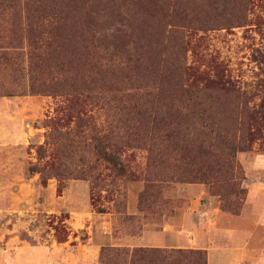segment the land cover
I'll list each match as a JSON object with an SVG mask.
<instances>
[{
    "label": "rangeland",
    "instance_id": "obj_1",
    "mask_svg": "<svg viewBox=\"0 0 264 264\" xmlns=\"http://www.w3.org/2000/svg\"><path fill=\"white\" fill-rule=\"evenodd\" d=\"M111 3L103 0L96 10L98 30L110 29L107 16L123 15L129 29L145 34L147 23L138 14L118 1L119 10L112 11ZM154 4L152 46L222 83L199 93L207 100L211 123L203 122L197 109L160 108L151 121L143 108L165 103L158 100L167 97L121 95L125 80L104 68L92 71L86 83L89 95H78L86 104L81 116L87 123H76L70 114L63 118L69 95L31 92L27 57L6 59L0 49V264H100L102 246L144 241L143 231H169L171 224L182 223L188 207L205 210L209 205L228 216L243 211L244 226L253 232L252 252L239 264H264V135L240 141L245 147L235 152L240 173L233 188L204 176L207 159L196 147L208 125L220 137L239 136L243 108L264 103V0ZM9 22V13H0V36L8 32ZM132 104L141 107L139 115L128 109ZM93 134L106 148L116 149L127 177L96 157ZM30 166L41 172L31 173ZM145 174L164 187L140 201ZM221 199L240 204L238 214L223 210ZM106 229L111 236L103 233ZM87 242L95 245L86 249Z\"/></svg>",
    "mask_w": 264,
    "mask_h": 264
},
{
    "label": "trees",
    "instance_id": "obj_2",
    "mask_svg": "<svg viewBox=\"0 0 264 264\" xmlns=\"http://www.w3.org/2000/svg\"><path fill=\"white\" fill-rule=\"evenodd\" d=\"M102 1L0 0V13L7 11L10 15V28L5 35L0 36V49L5 50L6 59L8 55L27 57L33 75L30 91L69 95L63 118L70 114L75 117L76 123L86 124L87 119L81 116L85 113L86 104L78 95H89L85 93L88 91L86 83L92 71L104 68V71L119 74L125 80L121 95L167 97L158 100L165 103L143 108L151 121L156 119V112L160 108H164L165 112H190L197 109L201 113V120L211 123L207 100L199 98V93L204 91L203 87L222 83L210 79L204 72H195L191 67L181 64L178 56H172L169 60L164 50L158 49L157 45L152 46L153 31L149 22L156 0H113L111 3L112 11L122 6L138 14L147 23L145 34H135L129 29L123 21V15L107 16L106 23L110 29L98 30L96 10L102 9ZM115 1L120 2V6H115ZM140 108L138 104H132L128 109L139 115ZM243 112L245 120L239 136L233 135L226 139L212 134L211 126L206 125L208 131L196 144L198 152L207 159L204 176L225 183L226 188L234 187L232 182L240 173V166L235 159L236 150L245 147L240 141H248L255 134L264 135V103H259L255 109L244 107ZM93 135L96 157L108 163L116 175L127 177L126 165L116 149L106 148L102 138ZM129 141V138L124 140L125 147H129ZM37 152L43 155V147H38ZM29 170L31 173L41 172L36 166H30ZM41 182L46 183L44 177ZM163 187L161 180L145 174L144 188L139 193L140 201L152 191L159 193ZM57 190L61 191V187L58 186ZM238 192L237 189L234 194ZM226 196L220 195L224 199ZM221 201L223 210L238 214L240 204L234 200L231 203ZM98 212L103 210L98 208ZM99 261L100 264H207V256L204 249L102 246Z\"/></svg>",
    "mask_w": 264,
    "mask_h": 264
},
{
    "label": "crops",
    "instance_id": "obj_3",
    "mask_svg": "<svg viewBox=\"0 0 264 264\" xmlns=\"http://www.w3.org/2000/svg\"><path fill=\"white\" fill-rule=\"evenodd\" d=\"M244 221L243 211L240 215L228 216L216 207L210 209V205L205 210L188 207L182 214V223L171 224L168 226V228H172L168 229L169 231H167V227L148 232L143 231L141 238L144 241L132 244L112 243L110 245L204 249L207 264H239L242 258L252 252L248 243L253 232L244 226ZM229 224L231 229L225 226ZM103 233L111 236L110 229H106ZM232 244H234V248L231 247ZM93 245H89V242L83 244L86 249Z\"/></svg>",
    "mask_w": 264,
    "mask_h": 264
}]
</instances>
